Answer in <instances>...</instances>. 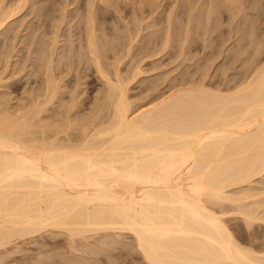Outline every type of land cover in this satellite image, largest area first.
I'll list each match as a JSON object with an SVG mask.
<instances>
[{
	"label": "bare ground",
	"instance_id": "6f19581e",
	"mask_svg": "<svg viewBox=\"0 0 264 264\" xmlns=\"http://www.w3.org/2000/svg\"><path fill=\"white\" fill-rule=\"evenodd\" d=\"M30 1L19 0L16 4H14L16 0H11L8 4L7 2L4 4V1L0 2L2 6L5 5L4 7L7 4V8L14 4L8 9L1 8L0 5V36L7 32L12 33L11 31L15 29L12 25L16 24L14 18L26 9L24 7L28 6ZM62 1L66 0L59 1L60 5L64 3ZM98 1L92 3L91 0H84L86 7L87 3L92 4H89V8L87 7V15L84 13L86 21L84 16H82L84 18L79 16L84 19L83 23H86H84L85 29L80 23L82 20L79 19L75 24L79 30L78 28H73L76 31L69 30L70 26H75L70 24L75 23L76 20L69 23L71 19L66 12V16L70 19L66 21L69 27L66 26L64 20V24L61 23L62 20H59L62 24L59 26L65 25L63 28L66 30L68 27L67 30L70 33L65 31L60 33L59 29L55 31L59 23L57 26L53 23L54 35L51 26L55 20L50 22V12L58 13L57 10L62 9V6L66 9L67 6L55 4L60 8L54 10L58 7L50 5V8H53V11H50L49 6L48 8L46 6L47 10L43 6V4L47 5L50 0L41 1L44 2L43 4L39 1L42 8H45L44 11L38 4L37 8L35 4L36 8L41 10L40 13L37 12L39 15H36L35 20H38L40 14L41 18L45 17L44 14L48 12L50 14L45 20L47 19L51 26L44 18L45 27L47 26L44 27L45 29L43 21V26L38 21L34 26L39 24L41 31L42 28L45 30L44 33L49 31L47 28L50 27L51 33L48 32L47 35L52 34L50 36L53 38H51L52 41L50 39L51 42L48 41V37L46 41H38L43 38L44 33L42 32L43 34L40 33L41 38L37 39L39 47L32 50L37 45L30 48L32 46L30 42H26L28 45L25 44L26 59L30 57L28 52L31 53V50L36 54L33 57L31 53L33 55L31 57L36 61L31 60L32 64H29L32 66L34 63L35 66H33L37 68V71L33 66L34 70H32L43 77L42 84H40L42 79H39L40 83L37 86L40 88L41 85V90L37 91V87L35 90L30 89L37 91L34 95L30 91L31 98L27 95L26 99H30L28 100L30 104L22 101L25 103L20 105V102L18 108H15L17 106L14 103L10 106L8 100L3 97L9 92L1 93L4 94L3 96L0 94V99L2 97L4 99L0 100V264H49L43 258L47 251L44 249L45 243L41 241L37 248L40 255L28 253L24 256H13L12 254L24 250L21 246L24 245L22 243L24 239L27 240L30 236L36 237L45 232L57 233V230H66L65 232L69 233L67 235L72 239L71 244L72 241L73 244L75 242L78 244L77 237L79 242L82 240L84 242L88 239L86 237L96 233L103 235L110 230L130 232L134 236L138 250L151 264H264V253L260 254L261 252L255 251L254 248L246 247L237 241L234 230H231L226 223L224 215L217 213L218 207L224 205L225 202L232 204V202L242 201L241 199H251L247 204L239 203L237 210L243 214L242 217L248 225L256 220L264 221V188L259 187V190L254 191L257 188L252 186L257 176L264 175V0H208L207 2L204 0L202 4H200L201 0H184L183 7L180 6L179 0H172L173 2L170 0L172 3L169 1L167 11H165L166 5L164 6V2L161 3L160 0L159 2L158 0H135L133 3H130V0L129 4H134V7L131 5L133 7L131 8L129 5V9H132L129 14L133 17V21L128 14L129 20L131 19L130 21L137 26L134 24L131 26V22L129 24L127 22L129 26L126 28L125 23H119L124 25L120 26L125 32L122 35L116 34L119 31L117 29H120L119 24L115 26L116 21L114 18L111 20L112 17L109 18V13L106 15L110 20L106 18L108 20L106 24L104 23L106 15L103 11L106 12V9H109V5L108 8L105 7L107 3H110V8H112L111 6L118 7V4L122 6L123 1L121 4L119 3L121 0L118 2L101 0L104 1V8L103 3L101 5ZM34 2L31 3V7ZM71 2L72 0L69 3ZM74 2L76 4V0L71 4L73 5ZM126 2L128 3V0ZM203 3V7L207 5L208 10L204 9L207 12L199 11L198 13L197 10H200L199 6ZM95 5L102 6L103 9L101 8L100 11L102 15H105L104 17L97 15L95 10L98 11L99 8ZM127 5L125 4L126 7ZM162 6L165 8L160 12ZM77 7L75 5L74 8L77 9ZM118 8H115L116 11L119 10ZM31 9H29V14L32 12ZM115 9L112 8L113 11ZM63 10H60L59 14L65 11ZM126 10L123 11L124 13L121 11V17L122 13L125 15L129 11L128 7ZM74 11L77 13L79 10ZM118 12L116 13L119 15ZM203 12L206 16H201L203 17L201 19L200 15ZM55 13H52L55 16L52 15V19L58 18ZM82 13H77L76 16L74 12H70L76 16V19ZM117 14L114 15L117 16ZM126 16L127 14L124 20L117 16V20L126 22L128 21L125 19ZM102 17L103 23L98 19ZM204 17L207 21H203ZM41 18L39 19L42 20ZM147 18L148 23L143 25ZM209 18L211 24L208 23ZM97 19L101 24L97 22ZM110 21L112 24L115 22V25L113 24L115 29L117 27L115 34L111 31L114 29H110L112 27V24L108 23ZM180 22L182 23L179 24ZM204 22L207 24L205 25ZM208 24L211 26L207 28ZM9 25L13 27V30L10 31ZM106 25L111 26L108 29ZM130 26L135 27L132 29ZM199 26L204 28L200 31ZM39 28L34 29V33L40 31ZM152 28L153 30H150ZM98 30L104 35L107 33H104L105 31H111L107 34L111 38L110 36L109 39L106 38L107 35L102 37L103 34L99 35ZM197 30L200 33L203 32L202 36L200 34L201 39L204 35L206 38L207 35H211L210 39H206L210 40L209 45L212 44L210 45L211 53L210 51L208 53L215 62L214 64L217 62L220 66L214 69L217 72L214 71L213 83H210L213 87L207 88L203 79V82L195 83L194 75L191 74L193 82L187 80L190 76L185 79L180 76L182 78H177V81L181 84L180 80H184L181 88L170 92L171 89L174 90L171 86L169 87L170 94L160 92L161 94L154 96L157 91L164 88L163 86L159 89V84L154 86V82L162 83L163 79L167 81L166 77L170 80L168 74L161 72V78L159 74H156L159 76L155 74L154 77L152 76V79L156 77L153 79L154 82H149L151 77L145 80L148 81V85H151L150 87L145 84L144 87H148L147 92L149 88H152V91L158 89L150 94L154 93V97L148 105L147 102L144 103L147 107L140 104L139 107L134 108V102L132 103L128 94L130 85L143 77L147 79L145 73L155 70L158 67V61L162 64L160 61L169 59L172 64V60L175 63L182 60V65L185 64L184 60L189 62L188 58L193 61L197 60V62L200 60L198 59L199 51L204 49L207 41L200 40L204 46L199 45L201 49H195L194 52H197V55L193 52L197 59H194L192 55L187 57L188 53L186 54L187 50L190 54L198 45L196 44ZM30 31L28 32L32 33V30ZM32 34L27 35L26 41L34 38L35 35L29 38ZM8 35H5L6 38L10 37ZM62 36L67 42L63 41ZM60 37H62V43H67V46L61 43L59 47ZM74 38L78 40V43ZM33 42H36L35 39ZM29 49L31 50L27 52ZM58 50L64 60L61 56H57L59 55ZM200 52L203 55V52L207 51ZM204 56L200 57L201 60L208 63L211 59L206 55L209 61L204 60L203 58H206ZM5 58L10 57L5 56ZM126 61L131 62L127 75L122 71L128 67V63L126 67L122 65ZM199 63L196 64L199 65L197 67L204 62ZM81 64H87V67L83 65L85 68L82 69ZM110 64L112 68L109 67ZM150 64L153 65V69ZM79 65L81 66L78 68ZM121 65L125 69L121 68ZM155 65L157 67H154ZM203 66L207 67V64ZM203 66L199 69L203 68L204 71ZM39 70L43 74L38 72ZM89 70L97 72V76L100 75L97 79H101V82L105 81L104 86H102L103 83L100 86L106 89L104 92L98 86L100 92L101 90L103 92L102 96L100 92L98 95L97 88L92 89L98 96L95 94L88 103L86 100L88 107L87 105L85 107L90 109V102L97 103L94 104L95 107L92 104L91 109L93 110L87 116L84 107L86 98L82 97L85 98L82 99L77 91L80 86L79 80L75 83L78 86L73 83L72 86L77 88L68 95L67 100L70 98L68 101L66 100L67 95L63 97V83L65 82V87L69 90L70 84H67L66 78L68 76L70 78L71 74L78 77L80 73H85L86 75L83 74L82 78H79L82 74L77 78L81 81L88 76ZM95 72L91 73L96 75ZM205 72L207 74L208 70ZM73 73L76 74L73 75ZM207 76L204 74L203 78ZM88 77L84 82L82 80L84 85ZM93 78L89 79L95 82ZM188 81L193 84H188ZM0 83L2 84V80ZM162 84L165 85V83ZM170 85L171 83L167 87ZM160 86L162 87L161 84ZM176 86L179 87V85ZM86 90L89 89H85V93H87ZM10 95L7 94L6 97L10 98ZM61 98L65 99L64 103ZM79 98L84 101L82 106L85 108L80 110L86 112L83 116L87 115L83 117L81 112L80 117L79 113H75L72 119V113L81 106L82 101ZM57 101H60L59 107L61 104L60 108L63 109V111L60 110L62 115L56 110L57 107L53 110V105L58 104ZM51 107L60 117L48 111ZM46 112L47 114L43 116ZM49 112L52 114L51 119H55L53 116H58V119L50 120L48 117L51 115L46 117ZM237 185H247L243 196L229 194L228 189ZM216 206L218 209L214 208ZM58 234L61 233L58 232ZM101 235L98 237L106 236V234ZM106 238L102 239L105 241ZM73 239H76L75 242ZM113 240H107V243H116ZM104 241L102 240L106 243ZM83 242L78 246L81 247ZM90 244L85 241L82 249L89 250L90 253L102 251L96 248L92 251ZM73 256L78 257L79 255ZM74 258L66 264H78L79 257ZM81 258L80 263L84 260L83 264H90L89 261L86 262L88 258L83 257V260Z\"/></svg>",
	"mask_w": 264,
	"mask_h": 264
},
{
	"label": "rangeland",
	"instance_id": "374dc122",
	"mask_svg": "<svg viewBox=\"0 0 264 264\" xmlns=\"http://www.w3.org/2000/svg\"><path fill=\"white\" fill-rule=\"evenodd\" d=\"M4 1V4L7 2V4L8 3H10L11 2V0H3ZM3 1L2 0H0V2H2L3 3ZM17 1H18V3H19V0H16V2L14 3V4H16L17 3ZM36 3H35V2ZM31 0L30 2L31 3H33L34 2V5H33V7H31L30 5H31V3L30 2H28V3H30V4H28V6H25L24 8H26L25 10L24 9H22V10H24L23 12H19L18 13V15L16 16V18H14V19H16V20H14V21H12V22H14V23H16L15 25H12L13 27L15 26V29L13 30V27L11 26V25H9L10 27H11V29H10V31L11 30H13V31H11L12 33H10V32H7L5 35L7 36L8 35V33L10 34V35H8V36H10L9 38H6V36L5 35H3V36H0V75H2L1 76V79L0 80H2V84H4V85H2L1 83V85H0V94L1 93H3V92H5V93H7V92H9V93H7L8 95H10V98H9V96H8V98L6 97L7 96V94H6V96H3L4 94H1L4 98H6V100H8V102H9V104H10V106H12L13 105V103H14V105L15 106H17V107H15V108H18V104L21 102V104L20 105H23V103H27V102H29L28 100H30V99H28V98H31V93H30V91L31 90H35V88L39 85V81L42 79V81H41V83L40 84H42V82H43V77L41 76H39L38 74H37V72L35 73V71H37V68L36 67H34L35 65H34V63H33V68H36V70L35 71H33L34 69L32 68V66H30V64H32L31 63V60H33L34 62L36 61V59L34 58L33 59V57H35L36 56V54H34L33 53V51L32 50H34L36 47H39V42H37V39L40 37L41 38V34H43L44 32H45V28L47 27H45V21L48 19L47 17L49 16V14H50V16H49V18L51 19L50 20V22H52V20H55V22H52V26H51V23L50 22H48V20L46 21V23H49V25L51 26V30H52V33H53V35L55 34V31H58V30H56V29H59V30H61V31H59L60 33L61 32H63V31H65L66 33H70L69 32V30H71V29H73V28H78V26L76 27V25L75 24H77L76 22H78L77 20H79V19H81V18H84L85 19V21H86V15H87V12H88V6H90V5H92L91 3H87V7H86V3L84 2V0L81 2V1H79V0H76V4H75V2H74V4L72 5L71 3L74 1V0H72V2L71 3H69L71 0H66L67 1V3H66V1L64 2V1H62V3L63 4H61V5H66L67 6V9H66V7L64 6H62V9L59 7V6H57V5H55V4H58V5H60V3L61 2H59V1H61V0H56V1H58V2H52L51 0H50V2H47V5L45 4H43L41 1H43V0ZM39 1H40V3H42L43 4V6L46 8V6H47V8H48V6H49V9H51L50 8V5H51V7L53 6V7H58V8H54V10H56V9H59L60 8V10H63V8H65L63 11L64 12H62L61 14H65L66 12H67V16H69V18L71 19V21H70V19L66 16V14L65 15H61V14H59L60 12V10H57L58 11V13H55V11H53L52 9L50 10V11H53L55 14H56V17H58V18H54V19H52L53 17H55L52 13L53 12H50L49 10V12L50 13H46L47 14V16H46V14H44V12L42 11V13L45 15V17L44 16H42L43 18H44V20H45V18H47L45 21H43V18H41L40 16H41V14H40V16L38 17V20H35L37 17H36V15L38 14L39 15V13L41 12V10L39 9H37L38 8V5H39V7L40 8H42V6H41V4L39 3ZM46 1V0H45ZM48 1V0H47ZM54 1V0H53ZM86 1V0H85ZM92 1V3L94 2V1H98V0H91ZM115 2L117 1H119V0H114ZM122 1H123V5L121 6L120 4H118L119 6V8L118 7H116V6H111L113 9H115V8H118L119 10H121L122 9V7H124L125 6V4L127 5V7H128V12L127 13H125V15L127 14V16H126V18L125 19H128V21H120L119 22V20H117V16L119 17L121 14V11L123 12L124 10H126V8L124 7L123 8V10H121V11H119L118 9V11H116V9L113 11L112 10V8H110V3L108 4L107 3V5H106V2H105V7L106 8H108V5H109V9H106V12H104L103 11V13L106 15V13H107V15H108V13H109V18H111V20H113V18H114V20L116 21V25L115 26H117V24H119V23H125L126 24V28H127V26H129L128 24H129V22H131L130 20H129V16H130V18L132 17L129 13H130V11L132 10L131 8H133L134 6V4H129V2H130V0H128V3L126 2L127 0H121V1H119V3H121L122 4ZM124 1H125V4H124ZM133 1L135 2V0H131V2L130 3H133ZM161 1V3H163L164 2V6L166 7H164V6H162L161 8H160V12L161 11H164V8H165V11H167V6H168V4H170L169 3V1L170 0H168V1H166V0H160ZM172 1V0H171ZM170 1V2H171ZM174 1V0H173ZM172 1V2H173ZM183 1V2H182ZM179 0L178 2H181V4H180V6L182 5V3H185V1L184 0ZM202 1H204V0H201V3L200 4H202ZM208 0H206L205 2H207ZM52 2V3H51ZM81 2V3H80ZM83 2H84V4H83ZM88 2V1H87ZM98 2H101V5H102V3L104 2H102L101 0H99ZM158 2H159V0H158ZM168 2V3H167ZM171 2V3H172ZM96 3V2H95ZM94 3V4H95ZM7 4H6V7H4L5 5H3L2 6V4L0 3V5L2 6H0L1 8H7ZM14 4H11L8 8H10L12 5H14ZM35 4L37 5V8H36V6H35ZM70 6H69V5ZM83 4V5H82ZM90 4V5H89ZM93 4V5H94ZM98 4H100V3H98ZM199 4V5H200ZM18 5V4H17ZM60 5V6H61ZM75 5H76V7H77V9H75L74 7H75ZM85 5V6H84ZM101 5H95V7H97L98 6V11L97 10H95L96 12H97V15L98 16H100V15H102L103 13H101V8H102V6ZM129 5H130V7H131V5L133 6V7H131L130 9H129ZM16 6V5H15ZM30 6V7H29ZM34 6H35V8H34ZM74 6V7H73ZM101 6V7H100ZM121 6V7H120ZM184 6H185V4H184ZM201 6H202V8H201ZM204 6V3H203V5H200L199 6V8H200V10L198 9L197 10V12L198 13H200V12H202V11H204V12H207V8H208V6L206 5L205 7H203ZM70 7V8H69ZM72 7V8H71ZM79 7H80V9H79ZM94 7V6H93ZM115 7V8H114ZM182 7H183V5H182ZM181 7V8H182ZM207 7V8H206ZM0 8V9H1ZM7 8V9H8ZM31 8H34L35 10H38V11H36L35 12V10L34 9H31ZM45 8H42L43 10L45 9ZM47 8L45 9V10H47ZM69 8V9H68ZM103 8H104V3H103ZM102 8V9H103ZM29 9H31V11L33 12V10H34V14H35V16H34V14L31 12V14H29L30 13V10ZM183 9V8H182ZM181 9V10H182ZM204 9H207L206 11L204 10ZM21 10V11H22ZM29 10V11H28ZM44 10V11H45ZM67 10V11H66ZM74 10H79L77 13H80V12H83L82 14H79L78 15V19H76V14L77 13H75L76 11H74ZM107 10H112V11H107ZM69 11V12H68ZM100 11V13H98ZM118 12L119 13V15L116 13V12ZM127 11V10H126ZM125 11V12H126ZM200 11V12H199ZM37 12H39V13H37ZM70 12H74V14L76 15H74V14H70ZM112 12V13H111ZM204 12H203V14H201L200 15V18L202 19L203 17H201V16H206V13H205V15H204ZM29 14V15H27V14ZM86 15H85V14ZM110 13L112 14L111 16H110ZM124 13V12H123ZM122 13V17L120 16L119 18H124V14ZM198 13H197V15H198ZM58 14L60 15V16H58ZM117 14V16H115V15ZM128 14H129V16H128ZM131 14H132V12H131ZM195 14H196V12H195ZM25 17H24V16ZM52 15H53V17H52ZM105 15H102L103 17L105 16ZM107 15L104 17V20H105V22L103 21V17H102V19H100V18H98L99 20H100V22H104L105 24H106V22H107V20L109 19L108 17H107ZM114 15V16H113ZM161 15H163V14H161ZM62 16V18H60ZM74 16V17H73ZM81 18H80V17ZM82 16H84V17H82ZM98 16H96V17H98ZM199 16V15H198ZM36 17V18H35ZM63 17H67V18H63ZM128 17V18H127ZM39 18H41L42 20H40ZM74 18V19H73ZM106 18H108L107 20H106ZM205 19H203V21L204 20H206V17H204ZM56 19H58L57 21H56ZM67 19H69V23H71V22H74V21H72V20H76L75 21V23H71L70 25H75V26H70V29L68 28L69 26H68V22H66L67 21ZM84 19H81L82 21L80 22L81 24H82V26H83V28L85 29V24L83 23V21H84ZM98 19H97V22H98ZM121 19V20H122ZM196 19H197V17H196ZM61 21V23H63L64 24V21H65V24H67L66 26H68L67 28L69 29V30H67V28H66V30L68 31H66L65 30V28H63L65 25H63V26H59L61 23H60V21ZM64 20V21H63ZM110 20V19H109ZM124 20V19H123ZM148 18L147 19H145L144 20V23H143V21H142V23H143V25H146V23H148ZM180 21H182L181 19H179ZM210 20V21H209ZM209 22L208 23H210L211 22V19L209 18ZM34 23H33V22ZM36 21V22H35ZM37 21H38V23L40 22L41 23V25L43 26V24H44V26H43V28L41 27V25H40V27L42 28V31H41V29L39 28V24H38V26H34V24L36 25L37 24ZM42 21H43V24H42ZM132 21H133V17H132ZM147 21V22H146ZM150 21V20H149ZM201 21V20H200ZM202 21V22H203ZM207 21V20H206ZM25 22V23H24ZM32 22V23H31ZM100 22H98L99 24H101ZM118 22V23H117ZM127 22H128V24H127ZM134 22L136 23V20L134 19ZM139 21H137V23H138ZM151 22H152V20H151ZM177 22H179V21H177ZM19 23V24H18ZM53 23L54 24H56L55 26H57V24H58V26L57 27H55V31H54V27H53ZM109 24H112V21H110V22H108ZM132 23V24H131ZM130 23V25L132 26L134 23L133 22H131ZM182 22H180L179 24H181ZM206 22H204V24H205ZM13 24V23H12ZM113 24H112V27L110 28V29H114V30H111L112 32H113V34H115L114 33V31L117 29V27H116V29L114 28L115 26H113ZM122 24H119L118 25V28H120V26H124V25H122ZM207 24V23H206ZM205 24V25H206ZM211 24V23H210ZM210 24H208V26H207V28L209 27V26H211ZM29 25H33V26H29ZM62 25V24H61ZM79 25V27H80V24H78ZM135 26H137V24H134ZM139 25V24H138ZM205 25H204V27H205ZM82 26H81V30H82ZM107 26V25H106ZM111 25H108L107 26V28L108 27H110ZM130 26V27H131ZM135 26H133V27H135ZM160 26V25H159ZM159 26H157L158 28H159ZM162 26V25H161ZM201 26V25H200ZM200 26H199V28H200ZM202 26H203V24H202ZM20 27V28H19ZM34 27V28H33ZM35 27H38L39 29H40V31H39V34L35 31V33H34V29L36 30V29H38V28H35ZM59 27V28H58ZM133 27H131L132 29H133ZM204 27H202V28H200V31H201V29H203ZM31 28V29H30ZM33 28V29H32ZM61 28V29H60ZM136 28H138V27H136ZM136 28H134V30H136ZM47 29H49V31L47 30ZM46 30H47V32L46 33H44L43 34V38H41V39H38V41L39 40H47V37H48V41H50V39L52 38V36H50V35H52V34H48L47 35V33L48 32H50L51 33V30H50V27L49 28H47ZM63 29V30H62ZM109 29V28H108ZM124 28H120V29H117V30H119V31H115L116 32V34H124L125 32H124V30H123ZM210 29V28H209ZM30 30H32V33H29V32H31ZM75 29H73V31H74ZM78 30H79V28H78ZM146 30H148V29H146ZM150 30H153V28L152 29H150ZM29 31V32H28ZM44 31V32H43ZM73 31H71V32H73ZM76 31V30H75ZM100 30H98L97 32H99ZM111 31L109 32L108 30L107 31H105L104 33H106L105 35H107V34H110L111 33ZM43 32V33H42ZM64 32V33H65ZM103 32V31H102ZM124 32V33H123ZM145 32V31H144ZM148 32H149V30H148ZM16 33V34H15ZM27 33V34H26ZM41 33V34H40ZM147 33V32H146ZM202 34H203V32H201ZM200 32H199V30H197V39H199V41L201 40L202 42L204 41V42H206L207 40L206 39H210V36L209 35H207V38L205 37L206 35H204V37L201 39V37H200V34H201ZM29 34H32V35H30V37L29 38H31V36H33V35H35L34 36V38L32 37L31 39L34 41V39H35V41L36 42H33L32 40L31 41H26V39H27V35H29ZM98 34V33H97ZM101 34V36H102V34L103 33H101V31H100V33H99V35ZM202 34H201V36H202ZM210 34V33H209ZM39 35V36H38ZM104 34H103V36L102 37H104L105 36ZM19 36V37H18ZM36 36H38L37 38H36ZM49 36H50V38H49ZM110 36V35H109ZM108 35H107V37L106 38H108L109 37ZM195 36V35H194ZM198 36H199V38H198ZM209 36V37H208ZM54 37V36H53ZM64 39H63V41L65 40L66 41V38L64 37V36H62ZM62 37H60L61 39V41L59 40V47H61V43H62ZM74 37H76V36H74ZM196 37V36H195ZM15 38V39H14ZM28 38V39H29ZM44 38H46V39H44ZM109 38H111V36L109 37ZM108 38V39H109ZM205 38V39H204ZM9 39V40H8ZM25 39V40H24ZM53 39V38H52ZM52 39H51V41H52ZM75 39V41H76V38H74ZM196 39V38H195ZM197 39H196V44H198L197 45V47H199V45H201V47H202V45L204 46V43L202 44V42L200 41V44H199V41L197 42ZM192 40V39H191ZM4 41V42H3ZM11 41V42H10ZM12 41H13V43H12ZM25 41V42H24ZM47 41V42H48ZM50 41V42H51ZM78 41V40H77ZM76 41V42H77ZM194 41V40H193ZM210 41V40H209ZM209 41H207V43H205V44H207V45H205L203 48L205 49H201V47H199V48H194V50L189 54V50H187V49H189V48H187L186 50V54H187V57H188V55H189V57L192 55L193 57H194V55L196 54L197 55V52L195 53L194 51H195V49H197V50H200V51H207V52H203L204 54H206V55H208L209 56V53H211V50H210V48L212 49V44H208L209 43ZM211 41H212V38H211ZM15 42V43H14ZM26 42H30V45H32L30 48H32L34 45H37V46H35V47H33V49L31 50V49H29V50H27V52L28 51H30L31 50V53H33V55L30 53V52H28V55H30V57H28L27 59H26V57H27V53L25 52L26 51V49H25V46L26 45H28ZM32 42H33V44H32ZM67 42V41H66ZM192 42V41H191ZM7 43V44H6ZM13 45H12V44ZM35 43V44H34ZM49 43V42H48ZM78 43V42H77ZM212 43V42H211ZM26 44V45H25ZM62 44H65L64 42L62 43ZM67 44V43H66ZM65 44V46H67ZM76 44V43H75ZM15 45V46H14ZM23 45V46H22ZM29 45V46H30ZM48 45V44H47ZM210 47H209V46ZM4 46V47H3ZM70 45H68V47H69ZM233 46V45H232ZM10 47V48H9ZM63 47V46H62ZM67 47V48H68ZM16 50H15V49ZM26 48H28V46L26 47ZM64 48V47H63ZM77 48V47H76ZM14 49V50H13ZM20 51H19V50ZM7 50V51H6ZM13 50V51H12ZM61 50V49H60ZM60 50H58V54L59 55H57V56H61L62 57V55H60ZM191 50V49H190ZM199 51V54H198V59H200V60H198V62H197V60L196 61H193L192 59H189L188 58V60H189V62L188 61H186L185 62V60L183 59V58H181V59H183L184 60V63L185 64H182L181 65V63H183L182 62V60L181 61H179L178 60V62L177 63H175V61L174 60H172V64L170 63L171 61L169 60V59H167V60H169V62L167 61V60H165L166 61V64H165V61L163 60V62L162 61H160L162 64H160L159 63V61H158V63H157V65H158V67L155 65L154 67H157L155 70L153 69V65L151 66V64H150V67L153 69L152 71H148V73L146 74L145 73V77H147V79L146 78H144L143 77V79L141 78V80H139L138 82L137 81H135V82H133L131 85H130V87L131 88H129V95H130V100L132 101V103L134 102V104H133V106H134V108H136V107H139L140 106V104H142V106H144V107H147V105H148V102H150L151 101V98L152 97H154L155 95H158V94H161L162 92L163 93H165V94H170V92H174L175 90H178L179 88H181L180 86L182 85V81L184 82V80H180V82H181V84L177 81V78L179 79L180 78V76H183V78L182 79H185V77L187 78L188 76H190V78H187V80H190V81H192L193 79H195L196 81H194L195 83L197 82V81H200V82H203L202 81V79L204 80V84H206V87L207 88H210V86H212L213 87V85H211L212 83H213V81H212V78H214V71L216 70V69H218L220 66L217 64V62H216V64H214L215 62H213V60L210 58V56L208 57V56H206V58H203L204 60H207V61H209V59H207V57L208 58H210L211 60H212V62H208V63H205L206 61H203V60H201V58L204 56V54L202 55V52H200ZM210 51V52H209ZM2 52V53H1ZM8 52V53H7ZM68 52H69V48H68ZM195 54H194V53ZM209 52V53H208ZM5 53V54H4ZM30 53V54H29ZM9 54H10V56H9ZM13 54V55H12ZM24 54H26V55H24ZM7 56V57H10V58H5V56ZM16 55V56H15ZM14 56V57H13ZM24 58H23V57ZM26 56V57H25ZM31 56H33V57H31ZM75 56H77L78 57V55H75ZM202 56V57H201ZM204 56V57H205ZM19 57V58H18ZM197 57V56H196ZM196 57H194V59L196 58ZM201 57V58H200ZM64 57H62V59H63ZM79 58V57H78ZM78 58H76V60L78 59ZM7 59V60H6ZM21 59V60H20ZM56 59H58L59 60V58H57L56 57ZM61 59V58H60ZM197 59V58H196ZM11 61L10 62V64H9V61ZM64 60V59H63ZM109 60H111V59H109ZM109 60H107L108 62H109ZM187 60V59H186ZM191 60V61H190ZM28 61H30V62H28ZM32 61V62H33ZM111 61H113V59L111 60ZM111 61H110V63H111ZM199 61H200V63H199ZM204 63H203V62ZM7 62V63H6ZM12 62H14V63H12ZM180 62V63H179ZM188 62V63H187ZM199 63V64H201V63H203V64H207V67L206 66H203V64L201 65V66H203V67H205V68H208L207 70H208V76H207V74H206V72L205 71H207L205 68H204V71H203V68L202 69H199L200 67H197V66H199V65H196L197 63ZM30 63V64H29ZM56 63H57V61H56ZM125 63V64H124ZM122 65H125V67H126V64H127V66L128 67H126V69H125V67L123 66L122 67V65H121V68H124L125 70H123L122 69V71L127 75V71H128V69H130L131 68V62H124ZM187 63V64H186ZM222 63V62H221ZM156 64V63H155ZM160 64V65H159ZM7 65V67H5ZM82 65V64H81ZM81 65H79V66H77L78 68L81 66ZM83 65H85V64H83ZM82 65V66H83ZM87 65V64H86ZM85 65V67H87ZM81 66V68L83 69V68H85L84 66L82 67ZM209 66V67H208ZM218 68H217V67ZM30 67V68H29ZM109 67H111L112 68V65L110 64V66ZM130 67V68H129ZM146 67V66H145ZM148 67V66H147ZM7 68H8V70H7ZM22 68V69H21ZM66 68V67H65ZM149 68V67H148ZM216 68V69H215ZM33 69V70H32ZM39 69V68H38ZM67 69V68H66ZM66 69H65V71H66ZM77 69V68H76ZM81 69V70H82ZM215 69V70H214ZM4 70H6V71H4ZM41 70V69H40ZM38 71V72H40L41 73V71ZM78 70H80V69H78ZM92 70V69H91ZM94 70V69H93ZM166 72H165V71ZM2 71H3V73H2ZM15 71H16V73H15ZM23 71V72H22ZM34 73H33V72ZM193 71H195V72H193ZM4 72H5V74H4ZM58 73H59V70L57 71ZM74 72H76L75 70H74ZM78 72H80V71H78ZM93 74H94V72L95 71H91ZM90 72V70H89V73H88V80L89 81H91V79H89V78H93L92 80H94L95 79V82L93 83L92 81V84H90V86H88L89 85V83H91V82H89L88 80V82L86 81V85H84L85 83H83L84 81H85V79H87V77H85V79H81V81H80V79H77L79 76H80V74H82L81 75V77H79V78H82V76H83V74L84 75H86L85 73H80L79 74V76H78V74H77V76L78 77H75V76H72V74H71V76H70V78H69V76H68V78H66L68 81H67V84L69 85H67L66 84V86H68V88H69V90H67V88L65 87V82L63 83L64 85H63V93H64V98H65V96L67 95V97H66V100H67V98L69 97L68 95L69 94H71V93H73V91L75 90V88H77V87H74V86H72L73 85V83H74V85H75V83H78V80H79V83L78 84H80V86H78V84H76L75 86H78V89H77V91H78V93L81 95V98L82 97H85V98H82V99H85V105H84V107L87 105V103L89 102V101H91L93 98H94V96H95V94H96V91H93V90H95L96 88L98 89V86L99 87H101L102 88V90L105 92V87H102V86H104V82L102 81H100L99 80V78H100V75H98L97 76V72H95V74L96 75H93L92 73ZM161 72H163V73H166V74H168L169 75V78H170V80L171 79H173L172 80V82H173V85L175 84V82H176V84H175V86H173L172 85V82L168 79V77H166V76H168V75H166L165 77H166V80L167 81H164L165 79H163L164 77H163V74H162V79H163V81L161 80V79H159V78H161V75H160V73ZM191 72H193V73H191ZM198 72V73H197ZM202 72V73H201ZM215 72H217V71H215ZM19 73V74H18ZM39 73V74H40ZM37 74V75H36ZM41 74H43V73H41ZM76 74V73H75ZM74 73H73V75H75ZM91 74V75H90ZM156 75V74H159V75H156V76H159V78H157L158 80H161L162 81V83H165V85H163L161 82L159 83V82H154V80L153 79H156V77L155 78H153L152 79V76L153 75ZM194 75V77H193V79H191V76L192 75ZM204 74L207 76L206 78H203L204 77ZM15 75V76H14ZM147 75V76H146ZM150 75V76H149ZM90 76H93V77H90ZM202 76V77H201ZM96 77V78H95ZM97 77H99L98 79H97ZM148 77H151L150 78V80H149V82H154V86H157L156 84H159V86H160V84L162 85V87L160 86H158V88L159 89H162L163 88V86H164V88L160 91H157V90H155V91H157V93L156 94H154V96H153V94L152 95H150L153 91H154V89H153V91L150 89H148V92L146 91V89L148 88H145L144 86H150L151 87V85H148L149 83H148V81H145V80H148L149 78ZM154 77V76H153ZM172 77V78H171ZM76 80H75V79ZM180 78V79H181ZM4 79V80H3ZM38 79V80H37ZM40 79V80H39ZM97 79V80H96ZM36 80H37V82H36ZM82 80H83V82H82ZM99 80V81H98ZM103 80V79H102ZM153 80V81H152ZM169 80V81H168ZM186 80V81H187ZM206 80V81H205ZM76 81V82H75ZM97 81V82H96ZM142 81H144V82H142ZM155 81H157V80H155ZM7 84H6V83ZM71 82H72V84H71ZM193 82V81H192ZM192 82H190L191 84H193ZM103 83V84H102ZM171 83V85L170 86H168L167 87V85H169ZM179 83V84H178ZM187 83V82H186ZM185 83V84H186ZM189 83V81H188V84H190ZM194 83V84H195ZM211 83V84H210ZM8 84H10V85H8ZM102 84V86H100ZM146 84V85H145ZM185 84H183V85H185ZM188 84H186V86H189ZM209 84V85H208ZM84 85V86H83ZM176 85H179V87H177ZM74 88H72V87ZM172 86V88L174 89V90H170L169 89V87H171ZM191 86V85H190ZM40 88H41V85L39 86ZM82 87V88H81ZM83 87H85V89H89L88 91L86 90V92L87 93H85L84 91H85V89L83 88ZM10 88V89H9ZM40 88H36L37 89V91H40L41 89ZM91 88V89H90ZM104 88V89H103ZM153 88H155V87H153ZM176 88H178V89H176ZM31 89V90H30ZM40 89V90H39ZM84 89V90H83ZM93 89V90H92ZM143 89H144V91H143ZM4 90H6V91H4ZM26 90V91H25ZM92 90V91H91ZM102 90H101V92H100V90L98 89V95H100L99 94V92L101 93V95L100 96H102L103 95V92H102ZM169 90H170V92H169ZM27 91H29V93L27 94ZM36 91V92H37ZM146 91V92H145ZM149 91H151L150 93H149ZM154 91V92H155ZM26 92V93H25ZM32 93H33V95L34 94H36V92L35 91H31ZM83 92V94H81ZM159 92V93H158ZM161 92V93H160ZM169 92V93H168ZM66 93V94H65ZM27 95L29 96L30 95V97H28L27 99H26V97H27ZM63 95V94H62ZM80 95H79V97H80ZM83 95V96H82ZM97 95V94H96ZM97 95V96H98ZM147 95H150V96H147ZM61 96V95H60ZM71 96V95H70ZM3 97H2V99H0L1 101L2 100H4L3 99ZM62 97V96H61ZM81 98H79L82 102H81V106H82V104H84L83 102V100L81 99ZM97 98V97H96ZM96 98L94 99L95 101H96ZM101 98V100H102V97H100ZM10 99V100H9ZM26 99V100H25ZM62 99V98H61ZM60 99V100H61ZM70 99V98H69ZM68 99V100H69ZM98 99V98H97ZM104 99V98H103ZM65 100V99H64ZM64 100L62 99V102L64 103ZM67 100V101H68ZM86 100H87V103H86ZM22 101H25V102H22ZM98 102H99V100H97ZM103 101V100H102ZM58 102V104H55V105H53L52 107H53V110L54 109H56V107H57V109L56 110H58L59 112H61V111H63V109H61L60 107H61V104H60V107H59V103H60V101H57ZM56 102V103H57ZM66 102V101H65ZM147 102V103H146ZM95 103H97V102H93L92 101V103L90 102L89 104H91V105H89L91 108H93V106H92V104L94 105ZM136 103V104H135ZM144 103H146V104H144ZM27 104H30V102L29 103H27ZM144 104V105H143ZM58 105V106H57ZM96 105V104H95ZM95 105H94V107H95ZM77 107V110H75L76 112H74V113H72V119H73V115L75 114V113H79V116H80V113L82 112L81 110V108H84L83 106L82 107ZM52 107H51V109L50 110H48V111H51V113L53 114V113H56V111H53L52 110ZM58 107H59V109H58ZM87 107H88V105H87ZM13 108H14V106H13ZM79 108V109H78ZM86 108V107H85ZM84 108V109H85ZM89 109V108H86V112H87V114L89 113V114H91L90 112H92V110L93 109ZM81 109V110H80ZM83 109V110H84ZM87 109H89V111L87 110ZM61 110V111H60ZM78 110H80V111H78ZM47 111V112H48ZM57 111V112H58ZM47 112L45 113V114H43V116H45L46 114H47ZM86 112H82L81 114H82V116H83V114L84 113H86ZM50 112H49V114L46 116V117H48V116H50V117H48L50 120H54V121H56L57 119H58V116L56 117V116H53L55 119H51L52 118V114H51ZM59 114H61L62 115V112L61 113H59ZM59 114H55V115H59ZM87 114H85V116L87 115ZM89 114L87 115V116H89ZM75 116H77V115H75ZM75 116H74V118H75ZM78 116V117H79ZM85 116H83V117H85ZM59 117H60V115H59ZM78 117H76V118H78ZM81 117V116H80ZM79 117V118H80ZM49 120V121H50ZM54 121H52V122H54ZM246 186L247 185H237V186H233V187H231V188H229L228 190H229V194L230 195H235V196H238V197H240V196H243L244 195V193L246 192V190H247V188H246ZM252 186H253V188L254 187H256L257 189H255L254 191H257V190H259V187L262 189V187L264 188V175L263 176H257L256 178H255V181H254V183L252 184ZM242 201H240V202H232V204H230L229 202L228 203H226L225 202V204L224 205H220L221 207H218V206H216V207H214V208H216V209H218L219 210V212H218V210H217V213H219V214H222V215H224V219H226L227 221H226V223L229 225V227L231 228V230L233 229L234 230V236L236 237V239H238L237 241H239V242H241V244H243V245H245L246 247H248V246H250L251 248H254V250L255 251H257V252H261L260 254H262V253H264V221H262V220H256V222H253V224L251 223V225H248V224H246V221H245V219L242 217L243 216V214L242 213H239L240 211L239 210H237L238 208H236V207H238L239 206V203H245V204H247L249 201H251V199H241ZM244 201V202H243ZM233 203H234V205H233ZM223 204V203H222ZM237 204V205H236ZM245 204H243V205H245ZM233 205V206H232ZM236 205V206H235ZM218 207V208H217ZM236 209H235V208ZM213 208V209H214ZM235 210V211H234ZM236 210L238 211V212H236ZM214 211H216V210H214ZM55 231V230H54ZM66 230H57V233L56 232H53L52 234H51V232H50V230L48 231V232H50V233H43V234H39V235H37L36 237L35 236H33V237H31L30 236V238H28L27 240L26 239H24V241H22V243H24V245H21V246H23L24 247V250H22V251H20V252H17V253H13L12 255L13 256H24V255H26V254H28V253H33L32 255H40V251L37 249L39 246H40V241L42 242V243H45L44 244V249L47 251L46 252V254H47V257L44 255V254H42V255H44L43 256V258L44 259H46V261H48L49 262V264L51 263V264H66V262H68L69 260H71V259H73L75 256H73V255H79L78 257H79V262H78V264H83V257H85L84 259L86 260V262L87 261H89V263L90 264H151L150 262H148L145 258H144V255L138 250V248H137V244H136V241H135V239H134V236L130 233V232H127V231H118V230H116L115 232L113 231L112 232V230H110L109 232L107 231V232H102V233H104V234H106V236L104 237L103 235H101V234H99V235H101V236H103L102 238H106V243H103L102 242V240L104 241V239H102L101 237V239L98 237L99 235H97V233L94 235H92V236H89V237H91V238H89V237H86V238H88V239H85L84 240V242H83V238L82 237H79V238H81V240L82 241H80L79 242V239H78V237L76 238V239H73L74 240V242H75V240L78 242V244L75 242L74 244H73V241H72V244H71V238H69V235H67V234H69V233H67V232H65ZM58 232L59 233H61V234H58ZM233 232V231H232ZM101 233V232H100ZM112 233V234H111ZM111 236H110V235ZM117 234V235H116ZM97 235V236H96ZM112 237H114L115 239L113 240V238ZM31 239V240H30ZM37 239V240H36ZM101 240V241H100ZM107 240H109V241H111V240H113V241H115L116 243H114V242H110V243H107L108 241ZM120 240V241H119ZM21 241V240H20ZM26 241V242H25ZM85 241L88 243L89 242V244L91 245L90 246V248H91V250L93 251V249H97V250H102V251H97V252H92V253H90V251L88 250V251H86L85 249L83 250L82 248V245H84V243H85ZM104 241V242H105ZM118 241V242H117ZM81 242H83V244L81 245V247L80 246H78L79 245V243H81ZM21 243V244H22ZM99 245H101V246H99ZM20 246V245H19ZM86 247L89 249V247L86 245ZM102 247V248H101ZM130 247H134L133 249H131ZM86 248V249H87ZM95 253V254H94ZM67 256V257H66ZM68 256H70V257H68ZM71 256L73 257V258H71ZM65 257V258H64ZM78 257H75V258H78ZM80 257H82L81 259L83 260L81 263H80ZM48 258V259H47ZM67 258H71V259H67ZM74 258V259H75ZM51 262H50V261ZM45 261V260H44ZM85 262V261H84ZM87 264V263H86Z\"/></svg>",
	"mask_w": 264,
	"mask_h": 264
}]
</instances>
